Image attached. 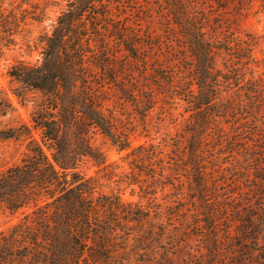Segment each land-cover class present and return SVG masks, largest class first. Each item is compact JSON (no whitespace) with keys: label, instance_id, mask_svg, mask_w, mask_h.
<instances>
[{"label":"trees","instance_id":"trees-1","mask_svg":"<svg viewBox=\"0 0 264 264\" xmlns=\"http://www.w3.org/2000/svg\"><path fill=\"white\" fill-rule=\"evenodd\" d=\"M33 1L0 0L4 46L13 44L28 14L35 20L43 15L44 10L34 14L22 8L24 4L35 8ZM61 1L65 8L51 32L41 36L40 63L17 62L8 70L17 84L13 95L24 101L29 91H37L42 101L31 113L32 126L0 128V139L27 140V154L20 163L0 170V206L10 213L31 208L0 234V264H173L154 252V243L164 240L165 225L153 222L149 210L122 201L118 194L100 192L99 181L87 176L82 164L90 159L101 169L110 166L92 142V135L98 133L117 151L129 150L125 156L129 184L141 185L143 175L151 178L144 192L153 199L158 185L182 183L155 147L146 153L143 145L132 148L129 134L117 128V116L108 107L109 102L128 103L144 119L159 102L173 106L177 100L186 104L185 112L190 114L184 130L187 158L181 165L188 196L199 204L195 214L206 230L205 253L199 258L203 264H218L226 249L221 248L223 240L216 234L220 228L208 207L214 178L208 170L205 142L215 128L226 133L222 123L235 133L224 140L225 134L219 136L225 146L242 147L250 139L262 150L259 145L264 142L257 119L264 112V73L256 75L254 44L238 29L213 24L207 16V7L217 3L225 9L229 0H155L160 28L150 38H158L159 47L166 45L176 54L169 62L156 64L143 84L139 78L149 70V61L137 29L148 16L134 20L125 6L132 0ZM144 1H137L138 13L143 14ZM253 1L264 9V0H242V4ZM143 8L154 7L147 2ZM13 110L7 92L0 90V116ZM33 130L39 131V140ZM233 151L236 148L229 153ZM263 155L248 157L249 164ZM232 194L235 199L234 194L244 192L238 189Z\"/></svg>","mask_w":264,"mask_h":264},{"label":"rangeland","instance_id":"rangeland-1","mask_svg":"<svg viewBox=\"0 0 264 264\" xmlns=\"http://www.w3.org/2000/svg\"><path fill=\"white\" fill-rule=\"evenodd\" d=\"M137 1L139 0L126 1L125 6L129 7L130 14L134 13V20L138 21L148 16V21L142 23V27L137 29V33L142 35L141 39L144 44L142 53L149 61V70L145 72L144 77L139 78L141 79L139 84H143L156 64L169 62V59H172L176 53L166 45L159 47L158 38H150L149 34L155 35L160 28L155 0L143 2L145 6L148 2L154 7L149 10L143 8L142 5L143 14L137 12ZM33 2L35 8L28 4H24L22 8L26 9L27 13L34 12V14L44 10L39 20L33 19L32 13L28 14L21 31L14 36L13 44L9 46H4L6 40L0 33V90L7 92L14 108L5 116H0V128L17 126L22 123L32 126L31 113L42 101V95L37 91H29L24 101L13 95L12 90L17 84L10 80L8 70L17 62L40 63L44 47L41 36L51 32L57 16L65 8V3L61 0H34ZM17 3L15 2L13 6H17ZM259 5L258 1L242 4V0H229L224 4L225 9H220L217 3H213V7H207L206 10L211 23L218 22L222 24L220 26L238 29L242 36H247L253 42L257 76L264 73V9ZM185 106L186 104L179 100L173 106L159 102L143 119L128 103L122 105L108 103V107L113 109L117 116V128L129 134L132 148L143 145L146 147V153L151 146L155 147L163 164L166 167L175 168L172 174H179L182 183L174 180L172 185L167 184L164 187L158 185L155 199H153L151 195L144 192L145 190L147 192L149 184L152 183L151 178L143 175L141 185L129 184L130 169L127 165L128 160L125 159L129 150L117 151L111 147L107 139L98 133L92 135V142L105 153L107 164L110 166L101 169L93 161L87 159L82 164V170L87 176H94L99 181L100 192L118 194L122 201L149 210L153 222L165 225L164 240L154 243L156 256L163 254L173 264H203L204 259L199 256L205 253L206 230L205 226L200 227L204 222L195 214L196 203L189 198L188 180L182 175L184 165L181 164L187 158L188 137L184 130L190 119V114L185 112ZM257 119L260 120L264 136V112L260 111ZM220 126L226 128V133L225 130L220 131L219 128H215L212 130L210 141H206L204 146L208 170L212 174L210 177L215 179H211L215 184L212 182L210 186V194L207 197L208 207L220 228L216 234L223 240L221 248L226 249L219 257L218 264H264V221L262 218L264 215L262 211L264 208V155L259 162L249 164L248 160V157H252L253 154L264 153V142L262 145L257 143L263 148L262 150L257 149L255 144L251 145L250 139H245V143H241L242 147L225 146L219 136L222 133L225 134L222 138L224 140V138H231L235 133L223 123ZM33 135L36 139H40L38 130H33ZM234 148L237 151L229 153ZM26 154L27 140L24 138L0 139V170L20 163ZM177 162L180 164L173 167L172 164ZM259 163L261 168L258 167ZM170 172L166 168L165 173L170 174ZM256 176H261L260 180ZM238 189L244 194L242 196L234 194L235 199L230 197L233 196L232 192H238ZM248 196L252 197L249 201L246 200ZM30 211L31 208H25L10 213L0 206V234L7 232ZM147 227V224L144 225L141 231ZM136 259L139 257L136 256Z\"/></svg>","mask_w":264,"mask_h":264}]
</instances>
